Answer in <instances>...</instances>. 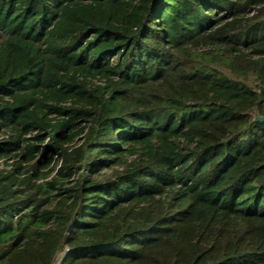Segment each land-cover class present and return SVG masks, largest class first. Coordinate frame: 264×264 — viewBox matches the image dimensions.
<instances>
[{
    "label": "trees",
    "instance_id": "1",
    "mask_svg": "<svg viewBox=\"0 0 264 264\" xmlns=\"http://www.w3.org/2000/svg\"><path fill=\"white\" fill-rule=\"evenodd\" d=\"M264 0H0V264H264Z\"/></svg>",
    "mask_w": 264,
    "mask_h": 264
},
{
    "label": "water",
    "instance_id": "2",
    "mask_svg": "<svg viewBox=\"0 0 264 264\" xmlns=\"http://www.w3.org/2000/svg\"><path fill=\"white\" fill-rule=\"evenodd\" d=\"M259 120H264V116H258Z\"/></svg>",
    "mask_w": 264,
    "mask_h": 264
}]
</instances>
